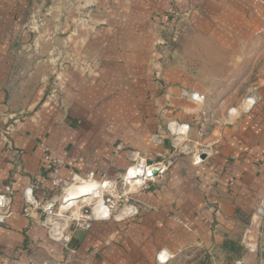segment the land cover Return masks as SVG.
<instances>
[{
	"label": "crops",
	"instance_id": "obj_1",
	"mask_svg": "<svg viewBox=\"0 0 264 264\" xmlns=\"http://www.w3.org/2000/svg\"><path fill=\"white\" fill-rule=\"evenodd\" d=\"M41 142L67 152L66 179L114 178L131 150L170 164L132 196L135 215L56 239L24 213L26 187L37 202L50 195ZM192 145L205 156L196 165ZM5 185L0 264H159L160 252L170 264L227 245L263 202L264 0H0Z\"/></svg>",
	"mask_w": 264,
	"mask_h": 264
},
{
	"label": "built area",
	"instance_id": "obj_2",
	"mask_svg": "<svg viewBox=\"0 0 264 264\" xmlns=\"http://www.w3.org/2000/svg\"><path fill=\"white\" fill-rule=\"evenodd\" d=\"M176 33L173 32V35ZM173 41L175 39L172 38ZM163 44V43H159ZM191 98L197 101L202 100L203 96L198 94H191ZM255 101L252 98H245L242 102V109L248 110L254 105ZM203 128L200 126L198 135H203ZM187 125L177 126L178 133H187ZM184 145V144H183ZM43 148V162L47 164V173L49 179V198L43 202H37L33 197V191L35 185H30L24 189V202L25 215L38 219L42 216V219H38V222L45 225L47 217H51L52 221H64V218H68V224L62 229L63 233L66 230H87L93 221H106L110 219H119L116 214L125 206L134 208L131 204L132 196L145 190L149 187L150 182H154L156 178L161 177L167 170L169 161L163 163V161H157L154 164H146L141 158V154L138 150L129 151L130 164L126 167L122 174L111 178L107 176L105 172H101L99 175H95L93 172H88L83 175H73L70 179L64 178L60 174V168L64 165L65 159L68 157L67 152L60 154L53 153V151L43 142L40 143ZM186 147V146H185ZM193 148V164H199L202 162L200 155L203 152L196 153L194 145ZM124 146L118 144L114 150V156H120ZM196 153V154H195ZM82 160V159H80ZM83 182H95L96 186L91 191L84 195H81L74 200H63V204H66L68 208L59 215V200H56V196L65 192L72 184ZM12 191L8 185H5L3 189H0V222H3L6 217L10 215L9 204ZM264 199V194H263ZM262 206V205H261ZM260 206V207H261ZM258 210V208H257ZM256 210V212H257ZM137 213L136 209L127 212L126 216H132ZM34 214V216L32 215ZM51 223L48 222L47 225ZM49 230V227H48ZM63 233L61 238H63ZM160 252L157 256L159 264H166L168 262V256L163 258L160 256Z\"/></svg>",
	"mask_w": 264,
	"mask_h": 264
},
{
	"label": "rangeland",
	"instance_id": "obj_3",
	"mask_svg": "<svg viewBox=\"0 0 264 264\" xmlns=\"http://www.w3.org/2000/svg\"><path fill=\"white\" fill-rule=\"evenodd\" d=\"M173 34V32H172ZM167 44V54L169 55L175 48L176 37ZM237 64H232V70ZM253 76L251 79L253 80ZM238 80H235L234 85ZM55 93L51 94V97ZM55 97H57L55 95ZM62 211L59 212V214ZM50 231V225H49ZM237 237L232 239L226 247H215L206 249L198 246L182 250L170 264H264V199L262 206L252 215V221L244 223L242 227H237ZM241 238V239H240ZM163 258L168 256L165 252Z\"/></svg>",
	"mask_w": 264,
	"mask_h": 264
},
{
	"label": "bare ground",
	"instance_id": "obj_4",
	"mask_svg": "<svg viewBox=\"0 0 264 264\" xmlns=\"http://www.w3.org/2000/svg\"><path fill=\"white\" fill-rule=\"evenodd\" d=\"M235 111H233L234 113ZM238 112V111H237ZM232 115L230 114L229 117H231ZM173 123V122H172ZM171 123V124H172ZM174 131V130H172ZM96 183L95 182H79V183H74L72 184L68 189L65 190V192L61 193V195H58L55 199L59 200V210L60 211H64L68 208V206H66V204H63V200L68 201V200H74L75 198L80 197L81 195L86 194L87 192L91 191L93 188H95ZM131 210H133V208L129 207V206H125L122 209H120V211L116 214L117 218H121L124 214H126L127 212L129 213ZM62 212L59 215H62ZM51 222L49 223L50 225V234L53 236V238L56 239H60L62 236V229L65 228V226L68 224V218H64L63 222H59V221H52L51 217H47L46 222ZM167 257V256H166ZM165 257V258H166ZM163 259V257H162Z\"/></svg>",
	"mask_w": 264,
	"mask_h": 264
},
{
	"label": "water",
	"instance_id": "obj_5",
	"mask_svg": "<svg viewBox=\"0 0 264 264\" xmlns=\"http://www.w3.org/2000/svg\"><path fill=\"white\" fill-rule=\"evenodd\" d=\"M44 5H45V4H44ZM204 157H205L204 154H201V155H200V158H201L202 160L204 159Z\"/></svg>",
	"mask_w": 264,
	"mask_h": 264
},
{
	"label": "trees",
	"instance_id": "obj_6",
	"mask_svg": "<svg viewBox=\"0 0 264 264\" xmlns=\"http://www.w3.org/2000/svg\"><path fill=\"white\" fill-rule=\"evenodd\" d=\"M227 245H225L224 247H226Z\"/></svg>",
	"mask_w": 264,
	"mask_h": 264
}]
</instances>
